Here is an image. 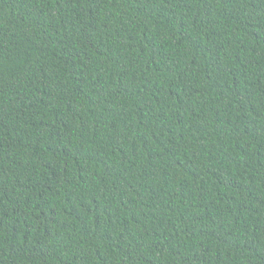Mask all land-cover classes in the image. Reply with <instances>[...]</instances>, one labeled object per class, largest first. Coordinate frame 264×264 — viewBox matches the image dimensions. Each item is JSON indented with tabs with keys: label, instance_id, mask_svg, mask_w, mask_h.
Here are the masks:
<instances>
[{
	"label": "trees",
	"instance_id": "16d2710c",
	"mask_svg": "<svg viewBox=\"0 0 264 264\" xmlns=\"http://www.w3.org/2000/svg\"><path fill=\"white\" fill-rule=\"evenodd\" d=\"M0 264H264V0H0Z\"/></svg>",
	"mask_w": 264,
	"mask_h": 264
}]
</instances>
